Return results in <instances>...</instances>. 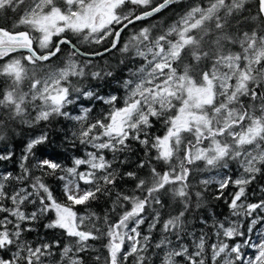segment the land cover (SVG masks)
Masks as SVG:
<instances>
[{
	"label": "snow or ice",
	"instance_id": "obj_1",
	"mask_svg": "<svg viewBox=\"0 0 264 264\" xmlns=\"http://www.w3.org/2000/svg\"><path fill=\"white\" fill-rule=\"evenodd\" d=\"M181 2L0 0V19L9 12L18 17L0 26V141L7 139L8 121L31 128L62 118L75 122L73 139L91 149L71 166L39 159L34 166L41 175H35L27 162L49 140L42 131L24 147L21 174L0 176V264H85L83 254L90 251L97 264H147L152 247L163 254L160 264H264V234L256 242L249 236L264 222V198L248 202V186L264 174V0H256L255 15H248L249 0H197L170 21L136 28ZM63 48L68 51L61 56ZM114 51L121 54L119 64L127 62L122 96L84 84L114 75L110 65L97 63ZM97 102L107 108L93 116ZM157 123L161 135L151 131ZM132 141L144 150L146 159L136 164L145 169L142 176L121 172ZM13 155L0 152V161ZM197 162L201 166L193 169ZM232 164L235 178H217ZM213 170L217 175L198 181L204 189L194 190L193 172ZM44 176L62 182L63 199ZM125 177L132 189L114 191ZM13 180L19 187L9 191ZM210 184L218 186L215 199L230 184L235 188L225 200L230 216L251 218V227L217 218L211 243L207 233L189 232L187 214L203 206ZM101 197L111 203L103 216L89 207ZM166 208L172 211L162 218ZM42 218L43 227L59 230L66 244L28 239ZM200 222L208 224L203 217ZM186 235L194 248L184 242ZM102 238L103 254L89 244ZM245 248L255 255L247 256Z\"/></svg>",
	"mask_w": 264,
	"mask_h": 264
},
{
	"label": "trees",
	"instance_id": "obj_2",
	"mask_svg": "<svg viewBox=\"0 0 264 264\" xmlns=\"http://www.w3.org/2000/svg\"><path fill=\"white\" fill-rule=\"evenodd\" d=\"M197 2V0H182L181 3L177 5H173L166 9L164 12L158 14L157 17L151 18L144 22H141L136 25L138 29L141 25L149 26V24H163L167 21H170L175 15L178 14L179 11L183 10L187 5ZM249 11L248 15H255L256 13V0H249ZM17 14L9 12L7 14L6 19H0V26H11L14 21L17 19ZM22 30V29H18ZM127 31V30H126ZM127 35H122L123 40H127ZM107 44V41H105ZM83 48H96V47H103L101 46H82ZM68 51L67 48L62 49V54H66ZM121 54L118 51H114L112 53L106 54L104 57L97 58V63L100 67H103L105 64H108L114 70V75L112 77L106 78L104 81H91L86 80L84 82L85 86L87 87H95L99 85L97 91L101 94H117L123 95V92L120 88L119 81L124 79L127 75L125 69L127 68V62L123 65L119 64V60L121 59ZM57 58H54L56 60ZM59 62V61H57ZM87 104V101L83 102ZM119 103V102H118ZM107 108V105H102L99 102L96 103L93 109V113L91 115L95 116L100 112H103L104 109ZM70 110L73 114L78 112V109L75 105L71 106ZM3 110H0L2 112ZM7 129V139L4 141H0V152L4 151H11L14 153L10 160L0 161V176L11 173L13 176H18L21 174L20 163H21V156L24 154V147L27 142L34 136L39 135L42 131H47L49 140L47 143L37 146L33 152L34 156L29 158L27 162L28 165L32 168V172L35 175H41V173L35 168V163L39 158H53L57 162L65 165L71 166V162L74 158H81L83 157L87 151L91 150L90 148H85L84 145H81L78 140H74L72 137V133L76 131V125L73 121L64 120L62 118H55L52 121L48 122V124L41 123L34 127H27L25 125L19 124L15 121H8L6 123ZM152 132L161 135L163 133V129L159 123L155 125ZM132 144V151L125 153L124 155L127 156L128 162L121 167V172L124 171H136L139 176H142L145 172V169H137L136 164L141 159H146L144 156L143 148L135 141L131 142ZM109 157L111 156L110 153L107 154ZM202 162H197V164L192 165L193 169L200 167ZM236 165H230L229 169H221L218 170L223 174L231 175L233 178L236 177ZM212 173H216V170L211 171ZM204 173H209L208 171H204ZM204 173H200L194 171L192 176L189 177L190 181L193 184L194 190H203L204 186L198 183L200 176H204ZM31 179V177H29ZM45 182L52 188L54 195L57 196L59 199H63L62 193V182L57 180L55 176H44ZM25 184L28 181L24 182ZM133 181L125 177L123 180L117 181V186L114 191L123 190L125 192L130 191L132 189ZM9 191L12 190L13 187H19L16 181H9L6 185ZM261 188H264V174L257 177V180L254 181L251 185L248 186V202H258L260 199L264 198V191H261ZM235 188L230 184L227 189L224 190L223 197L221 199H215L218 195V186L215 184H210L207 186V190L203 192V206L199 209L190 210V213L187 214V228L189 232H195L199 234L201 231L208 234L211 239H209L208 243L214 241V237L212 236V229L210 227L211 223L219 218L221 221L224 220L225 217H230L232 220H240L243 224L244 228L247 229L250 225L244 221L243 218L231 217L230 210L228 205L225 203V200H230L231 196L230 193L234 192ZM35 206L28 205L27 209L32 210ZM89 207L98 213L99 215L103 216L106 210H109L111 207L110 199L101 197L97 201L91 202ZM175 205H173V209ZM77 210L83 214L85 209L84 207L78 206ZM119 211V209L117 210ZM172 211V209H164L162 212V218H166V213ZM113 219L116 217V213H110ZM255 215V214H254ZM203 217L204 219L208 220V224H202L200 222V218ZM47 222V218H42L38 224L35 225L36 231L28 233V239L33 243H39L41 240L45 241H55L59 240L61 246L67 243V240L63 238V234L59 231H51L47 230L43 227V224ZM148 221L146 220L145 225L141 226L142 232L147 229ZM261 229L262 234H264V222L258 223L255 228L249 232V236L251 239H255L254 232L256 230ZM159 231L152 233L153 238V245L156 240L159 238ZM262 237V235H261ZM193 239L191 235H186L184 238V242L188 243L191 248H194V245L190 243ZM105 239L102 238L96 241H89V244L93 246V248L99 251L101 254L106 252V249L103 247L105 244ZM175 243V241H174ZM247 248L244 249V251ZM57 255L59 253L57 252ZM85 257V264H97L94 259L96 255V251H90L88 253L83 254ZM162 253L159 250H156L154 247L149 249V260L147 264H160V260L162 259Z\"/></svg>",
	"mask_w": 264,
	"mask_h": 264
},
{
	"label": "rangeland",
	"instance_id": "obj_3",
	"mask_svg": "<svg viewBox=\"0 0 264 264\" xmlns=\"http://www.w3.org/2000/svg\"><path fill=\"white\" fill-rule=\"evenodd\" d=\"M39 159H42V157L39 158ZM201 172L204 173V171H201ZM201 172H199V174H200ZM203 175H204L203 177L200 176L199 180H200V179H203V178H205V177H208V176H214V175H217V172H216V173H212V172L204 173ZM223 175H225V174H223L222 172H219V176H218L217 178H219V177H221V176H223ZM215 185H216V184H215ZM243 219H244V221H247L246 218H243ZM248 219H249V220H248V222H246V224L248 223V224L250 225L249 227H251V224H250V219H251V218H248ZM144 231H147V229L144 230ZM261 235H262V231H261V229L256 230V232H254L255 239H252V241H253V242H256L257 240H259V239L261 238ZM246 250H247V251H244V252H245V254H246L247 256H249V257H253V256L255 255V249L247 248Z\"/></svg>",
	"mask_w": 264,
	"mask_h": 264
},
{
	"label": "bare ground",
	"instance_id": "obj_4",
	"mask_svg": "<svg viewBox=\"0 0 264 264\" xmlns=\"http://www.w3.org/2000/svg\"><path fill=\"white\" fill-rule=\"evenodd\" d=\"M141 23V22H140ZM54 59V58H53Z\"/></svg>",
	"mask_w": 264,
	"mask_h": 264
},
{
	"label": "water",
	"instance_id": "obj_5",
	"mask_svg": "<svg viewBox=\"0 0 264 264\" xmlns=\"http://www.w3.org/2000/svg\"><path fill=\"white\" fill-rule=\"evenodd\" d=\"M151 19V18H150ZM144 22V21H143Z\"/></svg>",
	"mask_w": 264,
	"mask_h": 264
}]
</instances>
